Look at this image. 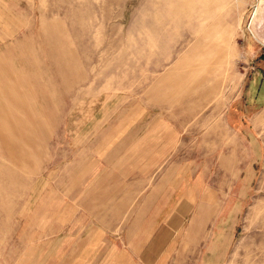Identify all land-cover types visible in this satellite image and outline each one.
<instances>
[{
  "label": "rangeland",
  "instance_id": "1",
  "mask_svg": "<svg viewBox=\"0 0 264 264\" xmlns=\"http://www.w3.org/2000/svg\"><path fill=\"white\" fill-rule=\"evenodd\" d=\"M0 264H264V0H0Z\"/></svg>",
  "mask_w": 264,
  "mask_h": 264
},
{
  "label": "crops",
  "instance_id": "2",
  "mask_svg": "<svg viewBox=\"0 0 264 264\" xmlns=\"http://www.w3.org/2000/svg\"><path fill=\"white\" fill-rule=\"evenodd\" d=\"M191 191V190H190ZM190 196L193 199V195L190 192ZM180 208H178L173 217L177 220L178 216H179V212H180ZM198 215L195 218V220H193L192 225L190 226L189 230H188V239L185 242L184 246H183V253H181L180 258H182L185 263L190 260L191 255H192V248H190V242L192 241L193 237L195 236L197 241L202 240L203 238H205V236L207 235L205 232V226L208 223V217H206L208 215V209L205 206V204H201L199 205L198 209H197ZM213 214V213H212ZM194 238V239H195Z\"/></svg>",
  "mask_w": 264,
  "mask_h": 264
}]
</instances>
